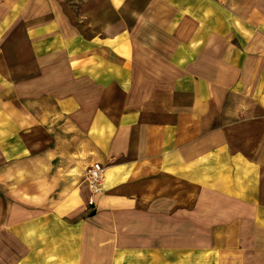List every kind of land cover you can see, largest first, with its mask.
<instances>
[{"label": "crops", "instance_id": "0c3cea01", "mask_svg": "<svg viewBox=\"0 0 264 264\" xmlns=\"http://www.w3.org/2000/svg\"><path fill=\"white\" fill-rule=\"evenodd\" d=\"M0 264H264V0H0Z\"/></svg>", "mask_w": 264, "mask_h": 264}, {"label": "built area", "instance_id": "2783aa9c", "mask_svg": "<svg viewBox=\"0 0 264 264\" xmlns=\"http://www.w3.org/2000/svg\"><path fill=\"white\" fill-rule=\"evenodd\" d=\"M104 168L97 162H93L87 168L85 182L92 193H99L102 189Z\"/></svg>", "mask_w": 264, "mask_h": 264}]
</instances>
